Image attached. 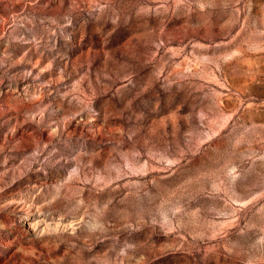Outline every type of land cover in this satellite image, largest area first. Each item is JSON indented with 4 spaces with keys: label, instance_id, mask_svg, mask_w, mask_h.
Here are the masks:
<instances>
[{
    "label": "rangeland",
    "instance_id": "obj_1",
    "mask_svg": "<svg viewBox=\"0 0 264 264\" xmlns=\"http://www.w3.org/2000/svg\"><path fill=\"white\" fill-rule=\"evenodd\" d=\"M0 264H264V0H0Z\"/></svg>",
    "mask_w": 264,
    "mask_h": 264
}]
</instances>
